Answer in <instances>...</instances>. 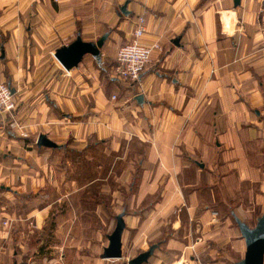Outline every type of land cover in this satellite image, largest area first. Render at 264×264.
I'll list each match as a JSON object with an SVG mask.
<instances>
[{
    "label": "crops",
    "instance_id": "crops-1",
    "mask_svg": "<svg viewBox=\"0 0 264 264\" xmlns=\"http://www.w3.org/2000/svg\"><path fill=\"white\" fill-rule=\"evenodd\" d=\"M140 17V43L157 47L139 81L122 82L116 53ZM105 34L100 63L86 55L66 71L54 57L77 36ZM0 83L16 103L0 117V264H128L152 245L146 264L244 259L235 219L253 229L264 214V0H0ZM40 135L59 148H38ZM94 148L110 172L89 185H109L115 166L139 172L120 259L101 258L108 234L47 229L44 204L29 214L35 239L21 243L15 225L3 226L9 195L50 182L56 152Z\"/></svg>",
    "mask_w": 264,
    "mask_h": 264
},
{
    "label": "rangeland",
    "instance_id": "rangeland-1",
    "mask_svg": "<svg viewBox=\"0 0 264 264\" xmlns=\"http://www.w3.org/2000/svg\"><path fill=\"white\" fill-rule=\"evenodd\" d=\"M55 154L56 162L50 169H47L48 177L52 178L50 182L35 193L25 191L17 195H9V205H12L10 212L12 211L14 216L7 220L8 227L11 228L13 225L17 227L19 230L17 235L21 243L33 239L36 237L32 236L34 222L29 214L35 207L44 204L50 209L46 220L47 229H55L59 223L74 224L76 230L71 233L74 235L73 238L77 235L78 239L82 237L84 240L99 238L104 240L103 236L110 235L115 227V217L124 212V207L132 206L131 196L136 192L137 185L132 187V193L129 188L132 177L139 175L138 169L115 166L112 169L109 185H98V183L89 185V182L95 177L98 179L99 176V179H104L109 176L110 171L102 162L103 151L101 148L81 152L68 150ZM122 172H127V174L131 172L132 176L126 181L122 177ZM97 186L100 187L99 191L96 189ZM80 189L82 191H78ZM94 206L100 207V217L91 214L90 209ZM74 209L88 211L81 216L75 215ZM82 221L88 225L83 231L79 227ZM98 230H101L100 236L96 234ZM40 238L44 239V235Z\"/></svg>",
    "mask_w": 264,
    "mask_h": 264
},
{
    "label": "water",
    "instance_id": "water-1",
    "mask_svg": "<svg viewBox=\"0 0 264 264\" xmlns=\"http://www.w3.org/2000/svg\"><path fill=\"white\" fill-rule=\"evenodd\" d=\"M234 5L238 6L240 0H233ZM121 12L126 14L125 6L121 8ZM108 34L103 35L95 42H83L80 36L68 46H63L56 50L54 57L59 64L66 70L71 71L76 68L86 55L91 56L95 61L100 63L101 53ZM142 97H137V101L141 102ZM38 148L58 149L59 146L50 141L45 135H40L36 141ZM125 213L122 212L115 217V227L110 235L107 236L108 245L104 248L101 255L102 259H120L122 257V234L125 229L124 222ZM238 229L246 245V254L244 259L238 264H263L264 256V214L256 221L253 229H250L245 223L239 219H235ZM156 245H152L149 249L132 260L128 264H146L148 259L153 255Z\"/></svg>",
    "mask_w": 264,
    "mask_h": 264
},
{
    "label": "built area",
    "instance_id": "built-area-1",
    "mask_svg": "<svg viewBox=\"0 0 264 264\" xmlns=\"http://www.w3.org/2000/svg\"><path fill=\"white\" fill-rule=\"evenodd\" d=\"M145 33L144 20L140 17L137 20L136 29L133 32L132 40L121 46L115 58L114 78L122 82L136 83L139 81L145 67L150 62V55L153 48L157 46H145L140 39ZM115 99V97H112ZM16 110V103L10 87L6 83H0V117L8 115ZM26 137L25 134H22ZM8 221H3V226L8 227Z\"/></svg>",
    "mask_w": 264,
    "mask_h": 264
}]
</instances>
